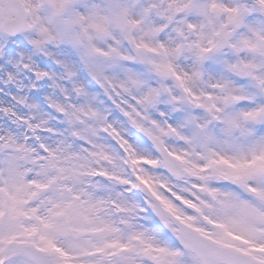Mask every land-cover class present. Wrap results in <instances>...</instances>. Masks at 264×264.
I'll list each match as a JSON object with an SVG mask.
<instances>
[{
	"label": "snow or ice",
	"instance_id": "1",
	"mask_svg": "<svg viewBox=\"0 0 264 264\" xmlns=\"http://www.w3.org/2000/svg\"><path fill=\"white\" fill-rule=\"evenodd\" d=\"M73 260L264 264V0H0V264Z\"/></svg>",
	"mask_w": 264,
	"mask_h": 264
},
{
	"label": "rangeland",
	"instance_id": "2",
	"mask_svg": "<svg viewBox=\"0 0 264 264\" xmlns=\"http://www.w3.org/2000/svg\"><path fill=\"white\" fill-rule=\"evenodd\" d=\"M73 246H74L73 242H69L68 247L71 248ZM72 254L74 255L75 253H72ZM72 264H75L74 260H73Z\"/></svg>",
	"mask_w": 264,
	"mask_h": 264
}]
</instances>
